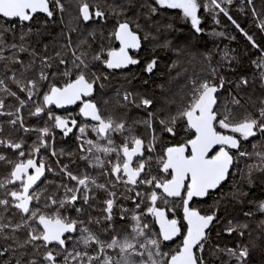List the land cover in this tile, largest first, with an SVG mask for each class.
<instances>
[{
	"label": "snow or ice",
	"instance_id": "snow-or-ice-1",
	"mask_svg": "<svg viewBox=\"0 0 264 264\" xmlns=\"http://www.w3.org/2000/svg\"><path fill=\"white\" fill-rule=\"evenodd\" d=\"M233 10L264 34V0H0V264H264V47Z\"/></svg>",
	"mask_w": 264,
	"mask_h": 264
},
{
	"label": "trees",
	"instance_id": "trees-1",
	"mask_svg": "<svg viewBox=\"0 0 264 264\" xmlns=\"http://www.w3.org/2000/svg\"><path fill=\"white\" fill-rule=\"evenodd\" d=\"M256 2H257V4H259L260 0H256ZM238 3H239V0H237V4ZM232 14H233L234 18L237 19V21L241 24V26L244 27L246 30L249 31V34L255 33V38L257 39V41L259 43H261V46L264 47V34H260L259 31L255 27H249V25L251 24V16L250 15H248V16L242 15L241 13H239V12H237L235 10H233ZM38 19H43V17H38ZM222 22L224 24L229 25L228 29H226V30L229 31L230 34H234V35L237 36L236 41L231 42L230 46L231 47H235L237 49V51H239V52H243V50L246 47H248V42L244 39L243 36H241L238 32H236V30L234 29V27H232L230 25V22H228L226 20V18H222ZM208 27L211 28V27H213V25H211V23L209 22ZM53 31L55 32L56 30L53 29ZM203 39L204 40H207L208 38L207 37H204ZM223 43H229V41L224 40V41H222V44ZM254 52H255V50L250 49L249 54L251 55ZM160 67H161V70H163V67H164L163 64H161ZM127 71L137 72V71H139V69L137 67H131ZM159 82H160V80H157L156 81V83H159ZM134 83L140 84V81L137 80V81H134ZM58 143L61 146H64V147H72V146H74V137H71L70 136L66 140L60 139V140H58ZM256 194H257V196H259L261 198H264V193H261V192L257 191ZM208 203H211V201H209ZM230 239H231L230 237H227V236L224 237V240L225 241H228Z\"/></svg>",
	"mask_w": 264,
	"mask_h": 264
},
{
	"label": "water",
	"instance_id": "water-1",
	"mask_svg": "<svg viewBox=\"0 0 264 264\" xmlns=\"http://www.w3.org/2000/svg\"><path fill=\"white\" fill-rule=\"evenodd\" d=\"M38 17H42V16H38ZM72 110H75V109H70V111H72Z\"/></svg>",
	"mask_w": 264,
	"mask_h": 264
},
{
	"label": "flooded vegetation",
	"instance_id": "flooded-vegetation-1",
	"mask_svg": "<svg viewBox=\"0 0 264 264\" xmlns=\"http://www.w3.org/2000/svg\"><path fill=\"white\" fill-rule=\"evenodd\" d=\"M72 111H74V110H72Z\"/></svg>",
	"mask_w": 264,
	"mask_h": 264
}]
</instances>
